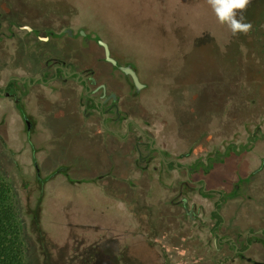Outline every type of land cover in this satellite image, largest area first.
I'll return each mask as SVG.
<instances>
[{"label":"flooded vegetation","instance_id":"af4514ba","mask_svg":"<svg viewBox=\"0 0 264 264\" xmlns=\"http://www.w3.org/2000/svg\"><path fill=\"white\" fill-rule=\"evenodd\" d=\"M191 69L193 90L165 98L98 32L0 0V151L37 192L39 234L48 189L117 184L200 264H264V99H227L226 64L202 52Z\"/></svg>","mask_w":264,"mask_h":264},{"label":"rangeland","instance_id":"374dc122","mask_svg":"<svg viewBox=\"0 0 264 264\" xmlns=\"http://www.w3.org/2000/svg\"><path fill=\"white\" fill-rule=\"evenodd\" d=\"M49 21L67 20L98 32L139 67L149 69L166 98L193 90L191 58L202 52L226 64L227 99H264V0L244 13L253 27L232 36L218 24L206 0H15ZM200 73V72H199ZM242 77V78H241ZM241 79V80H240ZM238 92V93H237ZM11 156L0 151V178L11 189L23 236L24 264H200L172 236V225L127 198L117 184L75 195L48 189L41 205L40 234L31 226L36 190L20 187ZM30 198V202H28ZM194 256V257H193Z\"/></svg>","mask_w":264,"mask_h":264},{"label":"trees","instance_id":"16d2710c","mask_svg":"<svg viewBox=\"0 0 264 264\" xmlns=\"http://www.w3.org/2000/svg\"><path fill=\"white\" fill-rule=\"evenodd\" d=\"M0 264H24L23 236L15 215L11 189L0 178Z\"/></svg>","mask_w":264,"mask_h":264},{"label":"clouds","instance_id":"9594fccd","mask_svg":"<svg viewBox=\"0 0 264 264\" xmlns=\"http://www.w3.org/2000/svg\"><path fill=\"white\" fill-rule=\"evenodd\" d=\"M216 21L226 26L232 36L248 35L253 25L246 22L244 13L247 11L251 0H206Z\"/></svg>","mask_w":264,"mask_h":264}]
</instances>
